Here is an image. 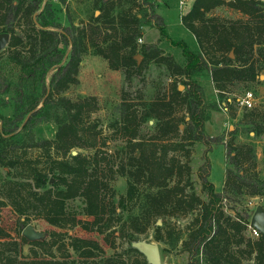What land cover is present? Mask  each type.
Returning a JSON list of instances; mask_svg holds the SVG:
<instances>
[{
    "label": "trees",
    "instance_id": "obj_1",
    "mask_svg": "<svg viewBox=\"0 0 264 264\" xmlns=\"http://www.w3.org/2000/svg\"><path fill=\"white\" fill-rule=\"evenodd\" d=\"M42 3L43 0H0V32L10 34L7 54L0 56V93L6 92L10 85L6 63L13 65L10 69L17 68L19 83L30 81L34 86L27 93L17 87L19 98L14 112L0 115V167L5 170L0 185V207L9 205L24 219L33 213L60 228L80 225L105 235L118 232V236L128 242L126 250L141 257L139 264L148 263L131 246V241L137 239V234L146 232L152 223L155 240L174 245L182 239L181 248L189 255L188 264H247L236 255L237 250L242 249L247 251V258L252 256L253 264H264V236L244 233L249 230L251 214H239L234 206L222 203L229 199L236 201L231 199L232 196L264 195V177L254 169V149L250 146L243 150V145L204 132L208 114L204 112L201 86L193 78L207 70L220 94H224L230 82L258 79L260 66L252 55L257 41L264 44L263 2L192 0L180 20L193 34L196 50L183 40L170 39L163 17L154 11L150 0H92L93 7L100 13L98 16L92 14L83 25H62L55 17L56 9L52 3ZM224 3L248 18L222 22L206 15ZM145 25L155 26L162 37L180 47L184 57L182 65L171 56L162 55L155 43L137 46L136 39ZM59 44L69 47L68 55ZM88 48L105 58L110 68H120L127 80L132 71L139 72L142 68L137 55L144 61L162 62L172 74L185 76L181 81L182 91L179 85L173 84L167 96L156 94L151 100L139 103V107L122 97L118 115L108 127L121 134L130 154L126 161L117 164L114 160L100 164L104 162L105 152L101 146L106 145L107 139L97 121L89 122L90 114L98 109L96 96L71 99L64 94L70 84L78 82L81 55ZM258 48L264 55V46ZM2 53L4 50L0 55ZM36 84H40L39 90H36ZM175 102L184 109L183 115H175ZM263 114L264 111L253 108L244 115L250 125L249 131L255 135L264 133ZM50 121L55 127L52 138L34 134L36 124ZM179 122L183 123L182 140L190 144L203 142L208 149L213 143H225L229 162L234 165V168L227 167L223 187L216 191L208 180L210 165L205 155L198 176L207 200L195 193L188 179L189 189L180 185L179 179L170 184L184 172L188 177L190 175L188 164L181 165L173 155L167 156L170 150L183 148L182 141L163 143L157 151L154 143H146L138 136L139 127L146 124L148 128L155 127L158 140H164L168 134L175 137L180 132ZM74 148H94L95 151L72 154ZM19 150L22 152L18 154ZM31 150L36 153L30 154ZM188 153L187 148L186 155ZM246 160L250 162L249 167H244ZM115 176H123L126 181L124 193L118 196L110 183ZM74 200L80 203L77 210L71 205ZM123 212H126L125 218ZM180 214H189L190 219L185 230L174 233V227L163 218ZM158 218H162L159 223ZM57 234L52 231L50 235L55 237ZM2 237L0 264L78 263L69 259V253L62 257L49 253L43 258L29 255L19 259L22 244L42 247L44 239L28 241L21 236L18 241L0 227ZM67 239L66 244L80 260L88 262L102 253L103 249L95 240L73 235H67ZM54 244L55 239L48 243L49 252ZM61 244L65 245V242ZM98 261L116 264L113 256L101 257Z\"/></svg>",
    "mask_w": 264,
    "mask_h": 264
},
{
    "label": "rangeland",
    "instance_id": "obj_2",
    "mask_svg": "<svg viewBox=\"0 0 264 264\" xmlns=\"http://www.w3.org/2000/svg\"><path fill=\"white\" fill-rule=\"evenodd\" d=\"M45 1L52 3L53 7L56 9L55 17L62 25H83L90 19L92 14L98 16L100 13L93 7L92 0H43L42 5ZM138 1L140 2L141 0ZM150 1L152 2L154 11L163 17L165 30L170 39L175 41L183 40L190 48L196 50L197 43L193 34L183 26L180 20L181 14L189 10L192 0H185L183 4L180 3V0ZM261 1L264 7V0ZM206 15L222 22L239 19L246 20V18H248L246 14L240 10L225 3L215 6L209 10ZM106 27L110 26L106 25ZM256 37L258 36H254V38ZM142 43H155L161 49L162 55L171 56L175 62L181 65L184 63V57L180 47L173 45L169 39L162 37L158 29L153 25H145L142 27V34L136 39V44L139 47ZM259 43L260 42L257 41L254 44V54L252 55V58L260 66L258 69L260 74L257 80L253 82H230L227 84L224 94H220L207 70L193 75V78L196 79L201 86L204 112L208 114V118L204 121V132L210 136L221 135L225 141L231 140L236 145H243V150H248V148L252 146L256 158L254 169L258 171L261 177H264V133L255 135L252 131H249L250 125L244 120V115L250 109L256 108L257 111H264V55L258 52V47H263L264 44ZM7 47L6 45L0 50H4V53L0 56H6ZM59 47L63 48L64 53L68 55L69 47L65 48L63 44H59ZM139 62L142 63L141 70L139 72L132 71L133 74L131 78L127 80L124 78V73L120 68H110L105 58L95 54L92 48H88L81 55L77 73L78 82L70 84L68 89L64 92V94L71 99H76L84 95L96 96L98 109L90 114L89 122L97 121L98 127L102 129V135L107 139L106 145L101 146L99 144H101L103 136L98 138V145L105 151L103 153L104 162H100L101 165L102 163L107 161L111 162L113 160L116 164L121 161H126L127 156L130 154V149L125 146V139L120 137L121 134H118L108 127V123L118 115V106L122 101V97L127 99L128 103H134V107H139V103L151 100L156 94L167 96L173 84L180 86L182 85L181 81L185 79L184 75L172 74L162 62H157L155 60L144 61L141 55ZM11 65L6 63L5 67L10 85L6 92L0 93V115H11L14 112L19 98V89H17V87H20L26 93L31 91L34 87L30 81L19 83L17 68L12 67L10 69ZM39 85L40 84H36V90H39ZM182 90L183 87L180 88V91ZM247 90H251L255 97L254 106L251 108H245L239 104V98ZM174 107L176 116L185 113L179 102H175ZM179 123L180 132L175 137L168 134V136H166L167 138L164 140H158L155 138V127L148 128L146 124H142L139 127L138 136L146 141V143H154L157 151L161 149L163 143L182 141L184 145L183 148H179V150L176 151L170 150L167 156L171 157L173 155L178 159L181 165L188 164L190 167V175L188 177L184 172L182 176L173 178L170 184H173L174 181L179 179L180 185H185V189H189L186 184L188 179L195 193L203 200H207V194L203 191L198 176L199 166L205 162V155H207L210 165L208 180L213 184L216 191H220L223 187L227 167L234 168V165L229 162L230 158L225 143H213L209 149L203 142H194L190 144L187 140L181 139L183 123ZM261 123L263 124V122ZM33 132L36 136L52 138L54 136L55 127L51 121L40 122L34 126ZM187 148L189 149V153L186 155ZM74 149L86 154H91L95 151L94 148ZM19 152H22V150H19L18 154ZM29 153L34 155L36 151L33 152V150H31ZM99 155L101 154L99 153ZM41 160L42 163H44V158ZM249 166L250 162L246 160L244 162V167ZM3 176H5V170L0 167V185L3 183ZM110 183L115 189L116 196L124 193L126 186L125 177L115 176ZM232 198L237 200H223L222 203H225L224 205L227 206H234V209L238 211L239 214H252L257 205H261L264 209V195L232 196L231 199ZM79 204L78 200H74L71 205L74 207V210H77L79 209ZM224 208L225 211H227L226 206H224ZM231 213L235 214V211L231 210ZM122 214V217L125 218L126 212ZM78 216L86 219L90 218L87 216ZM158 219L162 221V218ZM163 219L165 223L169 222L170 225L174 227L175 233L180 229L185 230L190 215L180 214L178 216H166ZM28 223L32 224L35 229L46 233L44 238L45 244L41 245L42 247L32 246L33 248H31V245L28 243L22 244L20 254H18L19 259L29 255H37L38 258H43L47 257L49 253H54L55 256L62 257L61 255L69 253V259H74L78 262L75 264H100L98 260L101 259V257L107 256H113L114 259H116V264H139L141 260L140 256L126 250L128 242L125 238L119 237L118 232L105 235L94 230L83 229L80 225H67L66 228H60L48 223L46 220L33 213L29 214L27 219H24L23 216L16 213L9 205L0 207V227L9 237L21 241L22 229ZM153 227L154 224L152 223L146 232L136 235L137 239L158 243L161 264H188L189 255L187 251L181 248L182 239L174 245L157 241L153 237ZM52 231L58 232V234L52 237L50 235ZM244 233L245 235L250 234L249 230ZM67 235L97 241L103 249L101 255L98 254L94 260H88V262L80 260L77 254L66 244L68 241ZM9 237L7 238L9 239ZM184 237L185 234H183V238ZM0 239H3V237ZM52 239H55V244L51 248V252H49L50 248L48 243H50ZM64 242L65 245L61 244ZM236 255L247 264L254 263L252 256L247 258V251L245 249L241 251L237 250Z\"/></svg>",
    "mask_w": 264,
    "mask_h": 264
},
{
    "label": "water",
    "instance_id": "obj_3",
    "mask_svg": "<svg viewBox=\"0 0 264 264\" xmlns=\"http://www.w3.org/2000/svg\"><path fill=\"white\" fill-rule=\"evenodd\" d=\"M9 37L10 34L8 32H0V50L7 45ZM136 57L139 62L140 55H137ZM230 57H233L232 52H230ZM182 87L183 85H180L179 89ZM149 123H152V120H149ZM71 153L76 154L77 150L73 149ZM159 222L160 220H158V223ZM249 223L251 226L256 228L261 235L264 236V209L261 207V205L256 206L250 216ZM21 234L28 241L42 240L46 236L44 231L35 229L30 223L23 227ZM131 246L145 257L148 264H161L160 250L157 242L136 239L131 241Z\"/></svg>",
    "mask_w": 264,
    "mask_h": 264
},
{
    "label": "built area",
    "instance_id": "obj_4",
    "mask_svg": "<svg viewBox=\"0 0 264 264\" xmlns=\"http://www.w3.org/2000/svg\"><path fill=\"white\" fill-rule=\"evenodd\" d=\"M185 0H180V3L183 4ZM254 93L251 90H247L243 93V95L239 98V104L245 108H251L254 106ZM249 232L251 236H258L259 231L253 226L248 225Z\"/></svg>",
    "mask_w": 264,
    "mask_h": 264
},
{
    "label": "crops",
    "instance_id": "obj_5",
    "mask_svg": "<svg viewBox=\"0 0 264 264\" xmlns=\"http://www.w3.org/2000/svg\"><path fill=\"white\" fill-rule=\"evenodd\" d=\"M183 14V13H182Z\"/></svg>",
    "mask_w": 264,
    "mask_h": 264
}]
</instances>
